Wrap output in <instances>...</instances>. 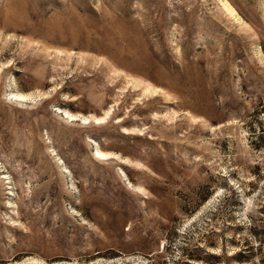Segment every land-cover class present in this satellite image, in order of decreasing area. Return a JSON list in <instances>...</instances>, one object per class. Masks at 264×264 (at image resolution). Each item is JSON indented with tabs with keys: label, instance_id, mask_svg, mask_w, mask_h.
Returning a JSON list of instances; mask_svg holds the SVG:
<instances>
[{
	"label": "rangeland",
	"instance_id": "374dc122",
	"mask_svg": "<svg viewBox=\"0 0 264 264\" xmlns=\"http://www.w3.org/2000/svg\"><path fill=\"white\" fill-rule=\"evenodd\" d=\"M192 263L264 264V0H0V264Z\"/></svg>",
	"mask_w": 264,
	"mask_h": 264
},
{
	"label": "bare ground",
	"instance_id": "6f19581e",
	"mask_svg": "<svg viewBox=\"0 0 264 264\" xmlns=\"http://www.w3.org/2000/svg\"><path fill=\"white\" fill-rule=\"evenodd\" d=\"M97 155H100V153H97Z\"/></svg>",
	"mask_w": 264,
	"mask_h": 264
},
{
	"label": "trees",
	"instance_id": "16d2710c",
	"mask_svg": "<svg viewBox=\"0 0 264 264\" xmlns=\"http://www.w3.org/2000/svg\"><path fill=\"white\" fill-rule=\"evenodd\" d=\"M193 264V263H192Z\"/></svg>",
	"mask_w": 264,
	"mask_h": 264
}]
</instances>
